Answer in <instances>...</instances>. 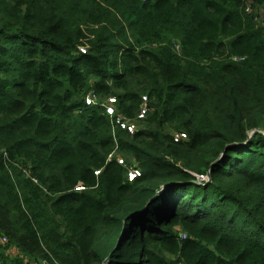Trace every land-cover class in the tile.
Wrapping results in <instances>:
<instances>
[{
  "label": "trees",
  "instance_id": "trees-1",
  "mask_svg": "<svg viewBox=\"0 0 264 264\" xmlns=\"http://www.w3.org/2000/svg\"><path fill=\"white\" fill-rule=\"evenodd\" d=\"M0 237V264H264V0H0Z\"/></svg>",
  "mask_w": 264,
  "mask_h": 264
},
{
  "label": "built area",
  "instance_id": "built-area-1",
  "mask_svg": "<svg viewBox=\"0 0 264 264\" xmlns=\"http://www.w3.org/2000/svg\"><path fill=\"white\" fill-rule=\"evenodd\" d=\"M82 52H85V49L83 47L80 48ZM84 103L86 105H95L99 104L102 108L104 113L110 118L112 128H121L123 130H126L128 133L132 134L136 129V123L130 120L125 119L123 116H121L117 110H116V100L114 97H107L106 99L99 100L96 94L93 91H89L86 96L84 97ZM148 111L147 106V97L144 95L142 96V105L140 108V111L137 114V120L143 119L146 112ZM178 135L174 137V139H178ZM99 170L94 171V173L97 175L99 174ZM141 175V170L137 167H132L127 170L126 178L127 181L132 182L136 178H138ZM198 182H207L206 176L200 175L198 177ZM75 190H83L84 187L81 185L75 186ZM0 243L5 244L6 238L0 237ZM15 250H11L10 254L14 255Z\"/></svg>",
  "mask_w": 264,
  "mask_h": 264
},
{
  "label": "rangeland",
  "instance_id": "rangeland-1",
  "mask_svg": "<svg viewBox=\"0 0 264 264\" xmlns=\"http://www.w3.org/2000/svg\"><path fill=\"white\" fill-rule=\"evenodd\" d=\"M258 14H259V18L262 19V18H263V12L260 10V11L258 12ZM135 123H136V125H137V122H135ZM176 135H178V134H176ZM176 135H175V136H176ZM118 158H119L121 161H123V160H122L123 157H120V156H119ZM131 163H133V162H131ZM132 167L134 168V167H137V166L134 164V166H131L130 168H132ZM130 168H129V169H130Z\"/></svg>",
  "mask_w": 264,
  "mask_h": 264
},
{
  "label": "water",
  "instance_id": "water-1",
  "mask_svg": "<svg viewBox=\"0 0 264 264\" xmlns=\"http://www.w3.org/2000/svg\"><path fill=\"white\" fill-rule=\"evenodd\" d=\"M197 184H201V182H196ZM165 188V187H164ZM147 207H148V204L146 205V207H145V209H147ZM106 262H107V259L104 261V263L103 264H106Z\"/></svg>",
  "mask_w": 264,
  "mask_h": 264
}]
</instances>
